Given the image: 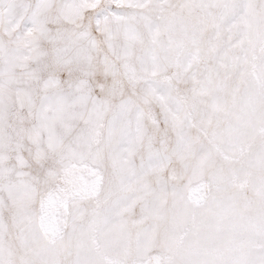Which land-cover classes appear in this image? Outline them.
<instances>
[{"label": "snow or ice", "instance_id": "obj_1", "mask_svg": "<svg viewBox=\"0 0 264 264\" xmlns=\"http://www.w3.org/2000/svg\"><path fill=\"white\" fill-rule=\"evenodd\" d=\"M0 264H264V0H0Z\"/></svg>", "mask_w": 264, "mask_h": 264}]
</instances>
